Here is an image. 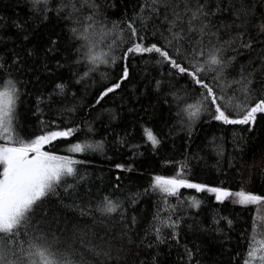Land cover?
I'll return each instance as SVG.
<instances>
[{"label": "snow or ice", "instance_id": "1", "mask_svg": "<svg viewBox=\"0 0 264 264\" xmlns=\"http://www.w3.org/2000/svg\"><path fill=\"white\" fill-rule=\"evenodd\" d=\"M25 3L27 19L11 22L22 40L29 39L31 25L38 27L54 19L67 34L70 51L58 47L59 34L55 38L50 36L42 49L43 60L49 56L55 58L54 67L43 64L55 80L51 91L36 95L32 105L31 115L37 118L38 132L25 135L19 107L21 85L26 81L20 77L25 68L32 71L25 60L34 57L36 52L34 48L25 49L22 55L16 47L8 49L5 42L10 37L0 33V43H5L0 50V264H113V261L128 264L127 257L139 256L140 246L150 237L145 245L148 249L158 250L164 244L171 248L172 241L179 245L183 221L180 216L173 219L176 209L168 201L170 197L179 200L181 188L208 192L217 202L231 199L233 204L247 208L252 231L248 234L242 264H264V238L257 239L256 233L257 216L264 217L261 212L264 194L192 182L185 178L188 167L185 157L175 162L178 165L175 175H153L144 189V194H159L163 206L152 214L144 236L137 242L131 235L137 217L132 216L129 224L123 202L114 198L111 191L100 196L97 190L94 196L89 186L90 174L77 168L88 161L71 155L103 152L104 142H68L64 148L68 154L63 155L44 150L45 145L55 149L54 141L72 137L79 125L61 127L56 120L43 118L45 106L51 110L59 105L60 116L75 113L77 94L70 89L85 84V78L100 65L119 66L124 62L118 79L99 92L95 104L88 105L95 108L108 94L120 89L121 82L129 79L127 61L139 57L145 65L168 69V79H164L162 72L160 78L153 77L151 86L157 94L168 89L164 103L171 106L176 102L178 122L182 130L187 128L189 137L193 125L202 119L205 123L216 122L218 126H242L241 133L246 126L251 132L258 114H264V0L259 4L256 0H140L133 7L132 15L125 13L120 20L108 16L107 9L114 7L110 0H25ZM6 26L0 25V28ZM150 37L152 42H147ZM81 63L86 66L82 74L72 71L69 77L59 75L60 69L78 67ZM102 76L107 79L106 73ZM180 80H185V84L176 89ZM180 92L184 95H178ZM191 95L195 99L188 102ZM168 96L172 97L171 101ZM141 130L142 142L156 152L162 144L158 133L146 124L141 125ZM232 136L234 145L244 143V135L237 137L235 129ZM118 141L126 142L121 138ZM209 143L218 157L224 155L223 143L215 137ZM128 146L133 150L140 147L139 144ZM236 151L242 152L243 148L237 146ZM164 163L173 162L165 160ZM115 168L131 171L133 165L118 163ZM119 179L117 176L116 180ZM81 188L85 191L81 192ZM130 199L132 204L137 203L136 199ZM185 199L190 207L199 208L201 201L197 198ZM162 212L166 214L161 215ZM84 217H89L93 224H104V234L98 235L87 225L81 227ZM220 221L226 222L229 229L233 227L230 218L214 217L212 223L217 233L222 231ZM199 230L213 229L209 226ZM183 252L181 264H193V261L201 264L197 258L201 254L199 247L193 250L184 245ZM159 257V251H155L151 264H160ZM140 264L145 262L141 260Z\"/></svg>", "mask_w": 264, "mask_h": 264}, {"label": "trees", "instance_id": "2", "mask_svg": "<svg viewBox=\"0 0 264 264\" xmlns=\"http://www.w3.org/2000/svg\"><path fill=\"white\" fill-rule=\"evenodd\" d=\"M140 0H110L114 7L107 9V14L112 20H120L125 13L130 17L133 7L138 6ZM259 4L260 0H256ZM27 19V7L25 0H0V33L10 37L5 43L8 49L16 47L22 55L25 49H35L36 55L25 60V65H31L32 71L24 70L23 77L26 83L21 85L22 96L19 107L20 120L24 125L23 134L38 132L37 118L31 115L32 105L35 104V96L43 92L45 95L51 91L55 77L46 72L44 63L49 67L55 66V58L49 56L48 60H43L42 49L48 44V38H55L59 34L61 49L70 51L67 46V34L62 31V25L50 20L40 26L31 25L29 27V39L22 40V36L11 26L13 20L23 22ZM147 42H152L150 37ZM5 43H0V50L5 47ZM23 44V48L21 47ZM56 58H60L57 56ZM124 62L119 66L100 65L98 70L89 74L85 78V84L75 85L70 91L77 94V110L75 113H65L63 116L57 114L59 105H54L50 110L45 106L44 119L56 120L61 127H76L79 130L68 137L66 141H54L55 149L49 145L44 146V150H55L58 154H68L64 148L68 142H91L102 140L104 142L103 152H85L71 154L75 159L86 160L87 164L77 165L81 171H87L89 176V186L95 196L100 190V196L111 191L114 198H119L123 202V211L127 221L131 224V217H137V224L133 226L131 235L139 242L144 236V229L148 222L152 220V214L158 207L163 206L159 194L148 192L144 194V189L148 186L153 175L173 176L176 174L177 164L185 157L188 160V167L185 169V178L192 182L205 183L210 186H223L230 191H239L243 188L254 194H264V114H258L257 121L251 132L245 127L243 133L240 132L242 126H218L216 122L205 123L199 120L193 125L191 136L189 137L187 128L181 129L176 113L179 110L176 102L171 106L164 103L165 92L157 94L153 91L151 84L153 77L160 78L164 73L167 80V68H159L155 65H145L139 57H134L127 61L130 77L127 81L121 82V88L114 94L110 93L95 108L88 105L95 104V97L103 91L104 87L118 79V75ZM86 70L84 63L78 67L70 66L59 70V75L69 77L72 71L82 74ZM107 74L105 79L102 74ZM187 77H185V80ZM185 80H180L176 84V89L185 84ZM151 82V83H150ZM176 89H173L175 91ZM183 96V92L178 93ZM82 97V99H81ZM169 101L171 96L167 97ZM194 95L188 97V102H193ZM181 107L183 105H180ZM115 117V118H113ZM186 119V118H185ZM65 122H67L65 124ZM146 124L153 128L162 139L159 149L154 152L151 145L142 142L141 125ZM171 128V131L169 129ZM237 131V137L244 135L242 145H234L232 132ZM215 137L218 142L224 145V155L218 157L213 151L209 141ZM118 138L126 141L121 143ZM220 138H223L221 140ZM129 144H139L138 149H130ZM242 147L243 151H236V147ZM195 157L198 158H194ZM232 159V166L229 167V159ZM173 163L165 164L164 161ZM121 163L127 166L133 165L131 171H121L115 165ZM119 176V181L116 177ZM118 184L119 187H113ZM85 189L81 188V192ZM139 193L138 196L133 194ZM195 197L201 201L199 208L189 206V201L185 198ZM137 200L136 204L131 203V199ZM87 199V197H85ZM183 201V203H181ZM169 205L176 209L173 219L176 216L182 218V225L179 229V245L175 241L161 245L158 250L148 249L146 244L152 239H146L140 246L139 256L130 254L127 257L128 264H140L143 260L145 264H151V257L155 251H159L160 264H181L184 255L183 246L195 250L201 249V254L197 257L201 264H242L244 254L248 248L247 239L251 229V216L247 208L235 205L231 199L224 202H217L215 196L208 192H196L195 189H180V199L170 197ZM166 213H161L165 215ZM71 215V214H69ZM98 215V214H97ZM116 215V214H113ZM228 217L233 221V227L228 228L226 222L220 221L222 231H215L213 218ZM98 219H102L98 216ZM117 219L119 217L117 216ZM261 216H257L258 234ZM111 223V222H107ZM87 225L98 235H103L105 225L93 224L89 217L81 220V227ZM191 226V228L189 227ZM211 226L212 231L202 232L200 228ZM248 229L246 232L245 229ZM136 251L133 245V253ZM239 253V255H237ZM235 257V261L233 260ZM113 264L115 262L113 261ZM195 264V261H193Z\"/></svg>", "mask_w": 264, "mask_h": 264}, {"label": "rangeland", "instance_id": "3", "mask_svg": "<svg viewBox=\"0 0 264 264\" xmlns=\"http://www.w3.org/2000/svg\"><path fill=\"white\" fill-rule=\"evenodd\" d=\"M261 212L264 213V206H262ZM261 218L263 219H262V222H261L258 234H257V239L264 238V217L261 216Z\"/></svg>", "mask_w": 264, "mask_h": 264}]
</instances>
